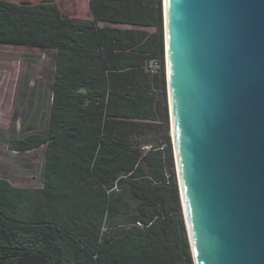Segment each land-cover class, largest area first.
I'll return each instance as SVG.
<instances>
[{
    "label": "trees",
    "instance_id": "1",
    "mask_svg": "<svg viewBox=\"0 0 264 264\" xmlns=\"http://www.w3.org/2000/svg\"><path fill=\"white\" fill-rule=\"evenodd\" d=\"M88 3L81 20L52 0H0V44L54 60L53 80L32 95L46 111L41 126L32 117L9 140L17 152L44 149V162L36 189L0 178V264H194L171 139L163 0Z\"/></svg>",
    "mask_w": 264,
    "mask_h": 264
},
{
    "label": "water",
    "instance_id": "2",
    "mask_svg": "<svg viewBox=\"0 0 264 264\" xmlns=\"http://www.w3.org/2000/svg\"><path fill=\"white\" fill-rule=\"evenodd\" d=\"M163 17L194 264H264V0H163Z\"/></svg>",
    "mask_w": 264,
    "mask_h": 264
},
{
    "label": "rangeland",
    "instance_id": "3",
    "mask_svg": "<svg viewBox=\"0 0 264 264\" xmlns=\"http://www.w3.org/2000/svg\"><path fill=\"white\" fill-rule=\"evenodd\" d=\"M17 5L41 7L49 0H7ZM69 18H90L89 0H52ZM54 60L40 49L0 44V178L19 187L38 188L42 184L44 149L17 152L11 150L10 139L26 130L32 117L41 126L45 110L39 111L37 97L32 95L41 84L51 83ZM28 80L27 86L26 81ZM25 121V122H23ZM24 128V129H23ZM40 129L36 128V131Z\"/></svg>",
    "mask_w": 264,
    "mask_h": 264
}]
</instances>
